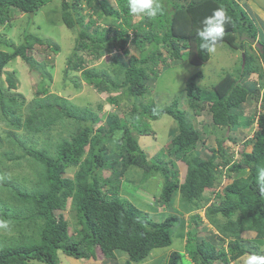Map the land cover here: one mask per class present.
<instances>
[{"label": "trees", "instance_id": "obj_1", "mask_svg": "<svg viewBox=\"0 0 264 264\" xmlns=\"http://www.w3.org/2000/svg\"><path fill=\"white\" fill-rule=\"evenodd\" d=\"M51 1L0 0V26L18 12L36 14ZM159 2L162 12L154 19H135L128 10V0H116V4L111 0H63L59 16L57 12L51 15L79 33L72 52L65 57L63 85L78 91L84 83L91 85L97 92L108 93L107 101L115 106L121 101L111 92L122 91L124 99L133 104L125 116L104 110V103L94 108L91 103L77 104L47 90L52 68L32 52L37 44L45 45L55 57L61 52L57 43L25 31V40L16 48H0V119L7 126L0 133V218L11 222V230L0 233V264H59L62 254L107 261L126 254L125 264H141L152 256L153 249L171 247L174 227L179 226L182 232L187 228L180 235H185V250H173L167 264H231L242 260L251 249V239L243 238L244 233L254 232V240H264V192L260 190L264 185L260 176L264 169V33L237 0ZM85 7L91 10L88 16ZM217 7L225 8L232 20L218 44L238 52L235 65L224 68L211 87L201 84V71L192 74L183 92L188 110L176 99L168 105L163 103L166 106L160 110H156L155 101L138 103L139 97L147 94V81H156L170 60L194 65L209 61L211 52L201 49L197 31ZM253 42L260 47L255 48ZM106 54L116 55L110 68L96 63ZM17 59L40 75L34 97L39 107H30L26 115L21 111L26 96L15 91L19 88L17 72L6 70ZM253 74L261 80L263 104L259 127L248 140L252 148L242 152L243 162L227 169L231 181L220 190L211 189L222 172L220 166L226 167L229 160L220 149L223 139L218 136L219 149L205 146L192 116L207 108L214 129L245 127L242 104L248 95L259 99L257 88L244 83ZM43 92L46 95L40 96ZM143 110L145 115H141ZM160 113L170 115L178 130L169 131L173 137L169 147L160 151L170 157L158 154L155 160L139 143L138 134L150 132L147 120L160 117ZM108 144L116 145L117 150L111 153ZM199 144L209 149V156L202 155ZM176 161L187 166L183 179ZM8 167L30 171L31 186L14 178L11 184H3ZM69 168H74L73 175H68ZM106 169L111 171L109 177L102 173ZM155 174L164 177L156 202L172 205L180 200L181 211L167 214L163 221H155L126 193L132 187H143ZM212 194L220 201H212L205 208V217L218 233L208 238L202 235L204 218L198 210L206 206ZM69 205L79 226L74 233H70L63 215L56 212L67 210ZM185 213L189 214L187 220ZM219 240L226 241V246L217 244ZM257 243L251 251L262 255Z\"/></svg>", "mask_w": 264, "mask_h": 264}, {"label": "rangeland", "instance_id": "obj_2", "mask_svg": "<svg viewBox=\"0 0 264 264\" xmlns=\"http://www.w3.org/2000/svg\"><path fill=\"white\" fill-rule=\"evenodd\" d=\"M63 0H53L51 1L45 8L40 9L36 14H26V13H16L13 15L12 19L6 25L0 26V42L5 41L9 45L0 44V48L3 50L10 51L12 48H16L19 43L25 40V31L31 32L41 36L42 38L57 43L61 52L59 55L54 57L53 53L48 52L45 48L46 46H40L37 44L35 49L33 50V55L39 59L45 61L49 64L50 68H52V79L50 82V86L47 89L49 92H55L67 96L73 102L77 104L85 105L91 103L94 108H97L98 103H104V110H114L116 113L121 116H125V113L131 111L133 104L124 99V93L122 91L111 92L112 96H118L119 101H121L120 106H115L110 104L107 101L108 93H100L97 92L95 88L91 85H86L84 83V87L82 90L78 91L70 86H64L63 80L65 75V57H67L73 50L75 45V38L79 37L78 30L73 31V29H69L65 25L59 23V20H53L51 15L56 13L55 15L60 14L61 3ZM72 2L74 0H66ZM112 3L116 4V0H111ZM242 6H244L249 12L250 16L253 18L255 23L258 24L260 29L264 33V0H237ZM83 3V1H82ZM85 15L88 16L91 14V10L85 7L83 10ZM54 15V16H55ZM143 18L141 15H135V19ZM55 21L56 23L52 22ZM101 23V22H100ZM255 48H259L260 45L257 42H253ZM133 52H138V50L133 46L129 45ZM228 46L225 44H217L215 50L211 52V58L208 62L201 65L191 64L189 61L181 60L180 62H174L170 60L171 64L166 67L165 70H162L159 73L158 78L154 80L147 81V94L142 97H139L138 103H147L150 101H155L156 110L163 109L166 105H168L172 100H178L181 107H186L188 110V103L186 102L187 97L185 96L184 89L186 88V82L197 71H201L203 73L204 78L201 81V84L205 87H211L215 82L218 81L220 73L224 68H227L228 65H235L238 55L237 51H233L231 49L227 50ZM46 50V51H45ZM233 57H232V54ZM116 56L113 54H106L97 64H102L103 66H107L110 68V62L112 58ZM122 59V57H121ZM125 59V58H124ZM51 60V63H50ZM173 63V64H172ZM6 70L16 71L17 77L19 79V88L15 91L19 93H23L26 96V102L22 108V113L26 115L28 109L30 107L38 108V104L35 103L34 97L36 96V89L39 86L40 75L37 72L31 71L28 65L23 63L20 59L13 60L7 67ZM216 76V79L213 77ZM252 78V79H251ZM263 82V81H262ZM244 83L249 84L253 88H257L256 92L258 93L259 99L255 98L253 95H248L247 100L242 104L243 108V116L242 122L246 121V125L235 127L233 129L230 128H222V129H214L212 123L210 122L209 117L210 112L206 108L200 114H194L192 116V121L195 127L201 131L202 137L205 138V146H215L218 148V143L216 142L217 136L223 139V145L225 149H229L228 154H234V158H238L241 151H250L252 148V143L248 144V140L252 138L255 130L259 127L257 120L258 115L262 110V100L261 95L263 92V88L261 86V80L257 74H253L250 78L245 79ZM46 93L43 92L40 96H45ZM153 99V100H152ZM165 103V104H163ZM139 106V105H138ZM93 108V109H94ZM146 111H142L141 115H145ZM149 113V111L147 112ZM103 112H101V115ZM160 117L155 120H147L149 122L148 131H153V135H143L138 134L139 143L146 150L149 155V158H153L159 150L164 147V149H168L170 136L169 129L174 127V131L178 130L177 122L167 114L160 113ZM140 118V115L138 116ZM249 122V125H247ZM7 126L5 122L0 119V133L3 134V130ZM211 130L210 133L208 130ZM16 132L23 133L22 130L17 129ZM6 135V134H5ZM4 135V136H5ZM233 138V139H232ZM235 139V142H234ZM247 141V142H246ZM202 143V142H200ZM110 147V152L113 153L117 150L116 145L108 144ZM204 145L199 144L198 150L202 149L201 153L204 157L209 156L210 151L207 148H203ZM221 150L223 148H220ZM224 150V149H223ZM239 151V153H238ZM161 158L168 159L170 157L167 155H162L161 152L158 153ZM158 157H155L156 160ZM241 159V157H240ZM175 166L179 169L180 178H184L186 174L187 166L185 163L181 161H176ZM7 174L4 175L3 184H11V180L14 178L19 183L27 186L28 188L31 186V182L29 178H31V172L28 170H22L18 168L8 167ZM74 168H69L68 175H73ZM226 172V171H225ZM103 175L109 177L111 175V171L109 169L103 170ZM223 173V172H222ZM126 181V180H125ZM231 179L228 177V172H226V176L216 180L211 189L220 190L227 183H229ZM133 182V181H131ZM220 183V184H217ZM125 183L123 182V186ZM164 184V177L162 175H154L143 187L128 189L126 191L127 198L132 200L135 204H137L142 209L148 211L151 214L153 219H164L167 214H173L177 211H181L180 209V200L176 199L175 203L172 205L162 204L156 202V197H159ZM123 189V188H122ZM124 190V189H123ZM210 198V199H209ZM209 201L206 206L202 209H199L198 212L201 215L203 220V233L202 235L210 238L213 233L217 234L218 232L213 229V227L208 223V220L205 217V208L213 201L217 203L220 201L219 198L215 197L214 194L208 196ZM70 205L67 210H58L57 214H62L64 219L69 223L70 233H74L76 228H79L76 224V212L71 210ZM189 214L185 213L183 217L187 220ZM178 227H174L175 235L174 242L169 248H157L152 250V256L147 258L141 264H167L169 260V255L173 250H185L186 239L185 235L183 238L180 237L181 234H184L185 230H179ZM211 229H213L211 231ZM0 233H2L0 231ZM14 232H11V234ZM10 234V235H11ZM243 238L251 239V249L248 251L246 255L243 256L242 260L232 261L231 264H245L246 257L249 254H252V249H254V243L260 247V252L264 255V240L257 241L255 239L254 232H248L243 234ZM256 241V242H255ZM217 244H223L226 246V241L219 240ZM91 259V260H90ZM128 257L126 254H121L120 258L115 261H107L105 259L96 260L95 258H85V259H76L69 257L67 255L62 254L60 257L59 264H125ZM35 264H44L42 262L36 261ZM140 264V263H133ZM217 264H225V262H217Z\"/></svg>", "mask_w": 264, "mask_h": 264}, {"label": "clouds", "instance_id": "obj_3", "mask_svg": "<svg viewBox=\"0 0 264 264\" xmlns=\"http://www.w3.org/2000/svg\"><path fill=\"white\" fill-rule=\"evenodd\" d=\"M127 6H128L129 12L132 15L146 16L149 19L156 18L158 16V14H160L162 12V6H161L159 0H128ZM10 20L11 19H9L8 21H10ZM7 23H9V22H7ZM7 23H5V25ZM231 23H232L231 17L225 8L217 7L216 9H214L212 11L211 15L206 16L201 21L202 27L200 29H198V31H197V35L201 41V44H200L201 49L207 50L208 52L214 51L216 45L223 40V37L225 35V26L228 24H231ZM34 72H37V74H38V71H34ZM3 79H5V78H3ZM5 84H6V86H8L7 82H5ZM18 86H19V84H18ZM148 103H150V102H148ZM168 116H170V115H168ZM257 123H258V120H257ZM172 129H174V127H172L169 130L171 131ZM153 134H155V133H153V131H150L148 133H145L144 135H153ZM172 138L173 137L170 138V141ZM234 142H235V140H234ZM222 145H223V141H222ZM212 147H215V146H212ZM219 148H220V146L218 145V148H216V149H219ZM222 148L225 151V153H223V155L229 160V163L226 165V167L220 166L223 173L221 172L220 175H217V178H216L217 180L220 179L221 176L222 177L226 176L227 169L230 166L234 165L237 162H243V158H242V152L243 151L240 152V155L238 158H234L235 156L233 153L228 154V153H230L228 148L225 149L224 145ZM163 149H164V147H162L159 150V152ZM199 150H201V149H199ZM158 153L153 157L154 158L158 157L159 156ZM238 153H239V151H238ZM240 157H241V159H240ZM219 160L221 161L222 159L220 158ZM260 176L264 177V169H262L260 171ZM217 184H220V183H217ZM260 190L262 192H264V185H261ZM154 220L155 221H163V219H161V220L160 219H154ZM10 230H11L10 220H8L6 218H0V231L8 232ZM127 257H128V255H127ZM245 264H264V255H258L256 253L249 254L246 257Z\"/></svg>", "mask_w": 264, "mask_h": 264}]
</instances>
